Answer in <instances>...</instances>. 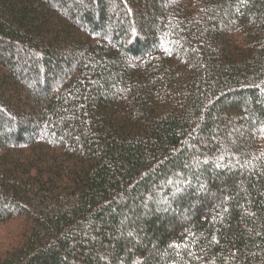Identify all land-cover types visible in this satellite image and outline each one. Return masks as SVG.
I'll list each match as a JSON object with an SVG mask.
<instances>
[{"label": "trees", "instance_id": "16d2710c", "mask_svg": "<svg viewBox=\"0 0 264 264\" xmlns=\"http://www.w3.org/2000/svg\"><path fill=\"white\" fill-rule=\"evenodd\" d=\"M0 264H264V0H0Z\"/></svg>", "mask_w": 264, "mask_h": 264}]
</instances>
